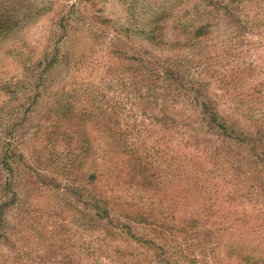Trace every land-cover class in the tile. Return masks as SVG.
Segmentation results:
<instances>
[{"label": "rangeland", "instance_id": "1", "mask_svg": "<svg viewBox=\"0 0 264 264\" xmlns=\"http://www.w3.org/2000/svg\"><path fill=\"white\" fill-rule=\"evenodd\" d=\"M1 9L9 11L0 13V156H7L2 140L9 134L24 157L41 151L40 125L59 102H73L78 119L94 111L83 127L95 146L81 159L80 173L96 174L97 183L69 181L49 165L41 173L56 178L58 187L37 188L27 182L36 180L24 166L11 172L0 163L7 182L0 234L18 221L16 251L44 253L56 244L46 233L77 231L78 208L59 188L86 185L90 198L102 188L124 220L139 211L167 226L193 217L210 229L211 223H224L221 241L208 246L218 264L264 260V202L232 170L238 150H231L230 164L210 166L215 137L204 127L200 106L163 96L160 86L168 83L165 70L172 69L175 89L182 83L204 89L221 121L235 129L232 134L264 129V0H0ZM130 65L145 71L133 79ZM158 73L161 82L153 81ZM156 104L170 110L176 126L163 124L164 116L152 111ZM195 136L210 146V154ZM132 174L154 186L140 190L129 181ZM114 245L137 248L140 264H159L149 255L144 261L136 243ZM9 251L0 237V255ZM5 261L0 256V264H11Z\"/></svg>", "mask_w": 264, "mask_h": 264}, {"label": "trees", "instance_id": "2", "mask_svg": "<svg viewBox=\"0 0 264 264\" xmlns=\"http://www.w3.org/2000/svg\"><path fill=\"white\" fill-rule=\"evenodd\" d=\"M1 11V16H4L9 10L1 9ZM132 65H130V67L128 66L127 71L130 75H133L131 78L137 79V73H143L145 71L143 69L144 67ZM165 72L167 73L166 77L168 78V83L160 84L162 95H172L188 102L192 99V101L194 100L195 103H198L204 127H206L210 135L215 137L214 143H212V149L215 151L214 157L213 155H209L210 166L219 167V165L230 164L231 157L234 155L231 150H233V148L235 150L236 148L238 150V158L235 162L236 166L235 168L232 167V170L235 171L236 174L245 177L246 180H248V185L253 188L254 193L264 202V129H260L261 131H258V129L255 134L250 132H240L237 135L232 134L231 131L235 129L227 125L226 122L221 121L222 118L214 100L205 93L204 89L193 84L185 88L182 83L177 90L184 92L182 93L183 96H176V79L174 77L176 72L172 69H166ZM156 76L157 78L153 81L161 82L163 78L160 77L161 73L156 74ZM182 88H184V91ZM191 93L192 98L189 95ZM67 102L70 103L59 102L47 113V117H45L43 124L40 125V131L43 133V140L45 142L41 145V151L35 153L33 158L32 156L30 158L24 157L21 152L14 150L15 146L12 134H9L10 137L5 136L2 140L3 146L6 148L7 156L1 155L3 160L1 158L0 163L7 166L11 172L15 165L24 166L28 171V178L36 180V182L27 180V182L31 181L33 187H58L59 184H57L56 178H48L41 173V171L47 169L49 165L51 166L50 169L55 168L53 171L61 169L69 176L67 177L69 181L74 182L75 180H83V177L84 180H88L93 184L98 181L96 174H90L87 177L85 174L81 176L80 173L81 165H83L81 164L83 162L81 159L84 160L86 156L90 155L95 146L92 138L83 127L85 119L87 117H92L94 111L89 107L90 109H87L86 113L82 114L78 119L79 109L74 106L73 102ZM156 109H158L157 114L160 112L161 115L164 116L162 122L165 126L172 124L176 126L178 123L177 119L170 116L171 112L166 106L162 105L158 107V104H156L152 111L154 112ZM65 120L67 121L66 124ZM157 121H159L158 117ZM109 129L111 130V128ZM200 129L202 132L205 130L202 127ZM194 130L197 129L195 128ZM40 137L41 136H38L36 139ZM7 138L9 139L6 140ZM195 139L197 140L196 144L198 146L203 144L202 147H204V151L208 154L210 152V146H206L205 141L201 140L200 136H195ZM251 141L253 144H250ZM246 145L251 146L247 148ZM61 148L64 149L60 150ZM246 149L248 151L245 156ZM55 153H58V155ZM10 156L13 158H9ZM130 156H132V154ZM245 166L246 168H244ZM136 180L137 176L132 174L129 181L135 186L137 185L142 191L145 190L146 187L154 186V182L147 178ZM6 186L7 182L3 180L2 171L0 170V227L2 221H4V213L7 206L5 202ZM59 189H61L66 198L72 200L78 208L77 211L80 217L78 218L79 226L76 225L77 231L70 227V232L67 228L64 229L63 232H65V234H61L58 231L57 234H55V231H49L50 233L48 232L46 234L49 235L50 239L55 241L56 244H48L50 250L44 253H41L44 249H39L26 254L25 251H16L18 248L17 238L20 235L18 221L16 220L11 224L7 233L0 234L3 245L11 250L9 251L10 254L0 255L4 262L9 259L11 260V264H29V260L31 261L30 264L143 263V261L141 262V254L137 252L139 251L137 248L131 250L128 247L126 248V246L114 245V242L123 240L132 245L136 243L139 245V248L144 249L146 255L144 261H147L150 256L152 257L151 260L155 259V263L159 264H209L210 262L212 264H218V260L215 259V256L209 257L208 246H212L222 238L224 229L226 228L224 223H211L210 227L214 226L215 228L210 229L206 223L200 225L196 217H193L192 220L182 221L179 224H170L167 226V224L163 225L158 221L153 222L148 214L139 211H135V214L130 220H124L122 218L123 215L121 213L119 214V210L114 206L116 201L113 199L109 200L110 198L106 200L104 196H102V188L99 186L94 190L92 198L88 195L89 190L86 185L82 188L67 185ZM246 218L249 217L246 216ZM243 222L245 225L250 224L248 220H243ZM134 223L139 225L137 226ZM258 225L260 226L259 219ZM94 231H98L99 233L95 238L92 237ZM23 232L27 233L25 230H23ZM79 232L80 235L78 234ZM27 235L30 236L28 233ZM42 238L46 241L44 235L39 234V239ZM50 245H53V248ZM47 248L48 246L45 250ZM105 260H109L110 263H105ZM151 260L149 259V261ZM149 261L148 263H151ZM259 263L264 264V260H261Z\"/></svg>", "mask_w": 264, "mask_h": 264}]
</instances>
